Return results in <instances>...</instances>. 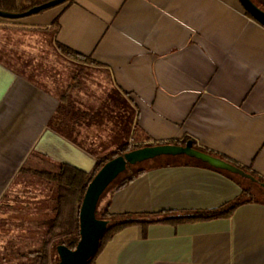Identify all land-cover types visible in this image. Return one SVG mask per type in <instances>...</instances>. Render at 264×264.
<instances>
[{"label": "crops", "instance_id": "1", "mask_svg": "<svg viewBox=\"0 0 264 264\" xmlns=\"http://www.w3.org/2000/svg\"><path fill=\"white\" fill-rule=\"evenodd\" d=\"M38 13L0 17L2 217L16 219L18 207L20 223L53 217L27 174L8 192L25 162L87 172L124 143L189 137L264 177V26L238 0H74ZM240 193L235 180L194 162L149 165L108 195L109 212L211 209ZM94 264H264V203L144 232L130 225Z\"/></svg>", "mask_w": 264, "mask_h": 264}, {"label": "trees", "instance_id": "2", "mask_svg": "<svg viewBox=\"0 0 264 264\" xmlns=\"http://www.w3.org/2000/svg\"><path fill=\"white\" fill-rule=\"evenodd\" d=\"M29 2V0H25ZM48 0H38L36 3L19 4L18 0H0V10L10 12H22L27 10L31 6L46 2ZM74 0H66L61 4L71 3ZM244 10V9H243ZM245 14L251 17L245 10ZM252 18V17H251ZM64 52L75 59L81 61H90V59L82 54L76 53L66 47L60 46ZM189 137L181 139H171L161 143H176L184 144ZM196 148L204 150L195 145ZM159 143V142H153ZM152 143V144H153ZM144 145V143H124L113 153L99 158L95 161V164L90 171H84L71 166L66 163L53 164L51 167H31L26 162L20 167V174H27L29 176L38 177L46 182H53L56 186V196L54 215L49 220H46L44 224L47 226L46 234L43 238L42 245L39 249L31 251H21L15 254L0 255V264H56L58 256L56 253V245L63 244L70 249H73L79 239V208L85 192V189L102 164L108 159L122 154L125 151L137 148ZM206 151V150H204ZM209 152V151H207ZM212 153V152H210ZM214 154V153H212ZM33 155L38 156L35 152ZM219 156L217 154H214ZM40 157V156H38ZM224 158L222 156H219ZM225 160L243 168L245 171L252 174L257 182L253 183L246 179H241L235 175L226 172L224 170L215 169L205 163H201L196 160L182 158V157H167L162 156L155 159L158 163L150 165L154 166H170V165H187L189 163H195L214 170H217L228 177L235 180L241 186V193L232 200H229L218 207L204 210H187V211H175V210H160L156 212H139V213H111L109 212V198L108 195L112 194L118 189L126 186L136 176L143 174L147 167L134 168L133 165H128L124 174L118 176L101 194L98 203L96 205L95 215L97 218L107 221V227L102 233L99 241L98 249L94 256L89 258L83 264H94L96 255L103 250L108 241L120 230L130 225H140L144 230L150 224L165 223L176 225L185 222H195L211 220L216 218H229L236 207L250 202L264 203V189L260 184L264 185V177L259 176L245 167H242L231 160L224 158ZM151 160V161H152ZM193 161V162H191ZM254 184L258 186V189L254 187ZM260 191V192H259ZM262 191V192H261ZM260 193L261 195H259ZM258 194V195H257Z\"/></svg>", "mask_w": 264, "mask_h": 264}, {"label": "water", "instance_id": "3", "mask_svg": "<svg viewBox=\"0 0 264 264\" xmlns=\"http://www.w3.org/2000/svg\"><path fill=\"white\" fill-rule=\"evenodd\" d=\"M66 0H48L31 6L22 12H10L0 10V17L16 19L41 10L61 4ZM242 8L259 24L264 26V10L258 7L252 0H238ZM182 157L205 163L215 169L224 170L241 179L256 183L257 179L243 168L216 156L210 152L196 148L192 140L188 139L184 144L153 143L118 154L105 161L89 181L79 208V239L73 249L63 244L56 245L58 261L56 264H83L95 255L102 233L107 227V221L97 218L96 205L101 194L106 188L127 168L128 165H136L146 160L158 157ZM263 187L264 185L260 184Z\"/></svg>", "mask_w": 264, "mask_h": 264}, {"label": "rangeland", "instance_id": "4", "mask_svg": "<svg viewBox=\"0 0 264 264\" xmlns=\"http://www.w3.org/2000/svg\"><path fill=\"white\" fill-rule=\"evenodd\" d=\"M38 0H29V2H26L25 0H18V3L23 5V4H31V3H36ZM258 7H260L261 9L264 10V0H252ZM61 4H57L54 5L52 7L46 8L44 10H41L38 14H45L44 12H49L50 10L57 8L58 6H60ZM37 14V13H36ZM159 161H154V160H146L144 162L138 163L136 165H133V167L139 168V167H147L149 165L158 163ZM42 168V167H41ZM126 173L125 171L122 173L124 174ZM22 181H25V178H23V175L20 174L16 181L14 182V184L10 187L8 192H11L13 186L17 185V183H22ZM27 185H30L31 187H34L35 193H43V195L46 197V199H44L43 201H41V210H44L45 212L50 213L48 217H52L54 215V206H55V196H56V186L53 182H46L43 179H40L38 177H33V176H29L28 175V179H27ZM254 187L258 190H260L258 188V186L256 184H254ZM260 192V191H259ZM262 192V191H261ZM259 195H261L260 193H258ZM257 194V195H258ZM20 202H24V201H20ZM9 203L8 201V193H7V197L2 198L1 203H0V240L4 241L7 239H12L13 242L8 246V248H5L3 250L0 249V255H5L8 253H12L15 254L17 252H21V251H31V250H36L39 249L42 245L43 242V238L46 234L47 231V226L45 224H38V223H33L30 225L24 224V223H20L21 222V213H25L24 208L22 209L21 207H18V209H13L12 213L13 214H17L19 216H16V219L14 217L11 218H4L2 217V214L7 210V206L6 204ZM34 211L37 209V207L32 208ZM15 228H19V229H30L32 228V230L30 231V234L26 235V234H18V236L15 238V236L13 237H7L6 236V231L10 230V229H15Z\"/></svg>", "mask_w": 264, "mask_h": 264}]
</instances>
